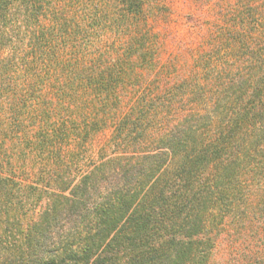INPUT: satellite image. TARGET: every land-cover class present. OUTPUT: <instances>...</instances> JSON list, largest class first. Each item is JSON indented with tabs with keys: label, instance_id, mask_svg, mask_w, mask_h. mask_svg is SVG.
Instances as JSON below:
<instances>
[{
	"label": "trees",
	"instance_id": "16d2710c",
	"mask_svg": "<svg viewBox=\"0 0 264 264\" xmlns=\"http://www.w3.org/2000/svg\"><path fill=\"white\" fill-rule=\"evenodd\" d=\"M168 12L0 0V264H220L248 226L227 261L264 264V0L183 71L152 27Z\"/></svg>",
	"mask_w": 264,
	"mask_h": 264
},
{
	"label": "rangeland",
	"instance_id": "374dc122",
	"mask_svg": "<svg viewBox=\"0 0 264 264\" xmlns=\"http://www.w3.org/2000/svg\"><path fill=\"white\" fill-rule=\"evenodd\" d=\"M169 12L166 19H160L152 23L155 32L159 38L164 41L162 61L166 58L176 57L177 51L180 52L179 61L175 62L177 71H183L182 62L188 59L191 52L194 51L208 35L213 25L216 26L219 18H222L232 9L233 3L237 0H162ZM178 57H176L177 59ZM185 66V65H184ZM171 73H174L173 71ZM250 226L242 229L239 238L227 234L224 231L220 237V243L216 251V257L220 264H229V257L234 246L242 250L248 249L253 242L249 231ZM257 233V228L252 227ZM257 237V236H256ZM236 239V240H234ZM233 250V251H232ZM247 251V250H246Z\"/></svg>",
	"mask_w": 264,
	"mask_h": 264
}]
</instances>
